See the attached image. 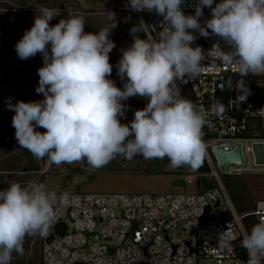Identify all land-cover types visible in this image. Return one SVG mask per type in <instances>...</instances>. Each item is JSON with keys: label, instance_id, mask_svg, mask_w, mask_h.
I'll list each match as a JSON object with an SVG mask.
<instances>
[{"label": "clouds", "instance_id": "obj_1", "mask_svg": "<svg viewBox=\"0 0 264 264\" xmlns=\"http://www.w3.org/2000/svg\"><path fill=\"white\" fill-rule=\"evenodd\" d=\"M184 0H128L133 11H148L163 17L167 26L158 39L141 38V25L130 29L131 45L122 49L118 75L123 88L111 76L110 39L116 22L98 32H85V18H61L45 8L24 32L15 50L22 60L40 53L44 64L38 69L40 101L9 104L15 115L12 127L21 148L36 159L47 157L57 166L86 161L93 169L107 166L117 157L132 161L167 158L172 168L199 169L206 157L203 128L208 112L180 93L177 81L187 83L201 74L202 61L214 58L227 64L241 77L264 75V0H198L195 14L186 15ZM212 16L201 23L203 8ZM114 15V14H113ZM210 30V32H209ZM193 31L207 38L222 39L230 48L214 43L207 53ZM50 45V51H49ZM245 101L243 81L237 82ZM143 97L147 104L134 112L133 120L121 123L130 97ZM219 100L211 112L224 115ZM43 128V133L37 131ZM82 182L74 178L73 183ZM74 199L67 191L52 190L45 183L13 181L0 189V264H11L12 254L23 255L27 236L48 235L57 210ZM230 240L223 237L220 247ZM247 264H264V220L256 223L241 240Z\"/></svg>", "mask_w": 264, "mask_h": 264}, {"label": "built area", "instance_id": "obj_2", "mask_svg": "<svg viewBox=\"0 0 264 264\" xmlns=\"http://www.w3.org/2000/svg\"><path fill=\"white\" fill-rule=\"evenodd\" d=\"M198 0H184L182 9L186 15L195 14ZM123 1L122 9L127 17L135 15L143 21L141 11H133ZM212 16L209 7L203 8L201 23ZM160 33L166 29L160 16ZM148 39H158L143 22ZM210 32V30H209ZM196 36L193 47L199 45L205 53L214 43L224 50L229 46L219 37ZM201 74L188 80L186 85L192 101L208 112L203 128V139L207 145L205 163L208 176L213 178L215 188L205 192L167 193H110L67 191L74 199L57 210V218L40 240L41 264H247L237 256L241 240L248 234L242 219L254 215L257 223L264 220V201H258L253 211L238 214L221 181V174L211 153L213 146L221 151L232 150L241 144L242 164L229 163L225 173L229 175L264 174V164H256L252 152L254 142L264 138L247 136L258 127L264 131V105L248 99L239 101L241 92L237 82L243 81L246 95L251 89L249 78L264 79V75L241 77L227 65L214 58L201 62ZM219 100L225 105L224 115L211 112V106ZM167 168H172L167 165ZM176 169V168H175ZM187 171V170H186ZM183 181L193 185L196 174L187 171ZM212 193L218 204L210 198ZM209 208L208 212L205 210ZM227 211L228 220L219 221L217 215ZM215 215V219H201ZM155 229V230H154ZM95 233L86 239L84 233ZM131 232V237L128 233ZM230 240L227 247H220L221 235ZM86 245V247H85ZM105 246L113 249L107 253Z\"/></svg>", "mask_w": 264, "mask_h": 264}, {"label": "rangeland", "instance_id": "obj_3", "mask_svg": "<svg viewBox=\"0 0 264 264\" xmlns=\"http://www.w3.org/2000/svg\"><path fill=\"white\" fill-rule=\"evenodd\" d=\"M124 0H0V45L5 49V63L0 64V168L2 162L9 157L24 159L22 170L9 174L2 173L1 186L2 189L7 188L13 181L20 182L23 185L28 181L38 182V177L44 172V183L49 189L58 190L63 185L62 176L70 175L73 178H80L81 181L89 175L97 173V169L90 167L86 161L77 163H63L59 166L52 163L47 157L36 159L29 151L23 149L18 144L15 138V129L12 127V118L15 115L13 110H10L9 104L14 105L17 101H40L43 100V94H38L36 88L39 84V77L28 83L26 87L15 88L12 82L14 67L25 62L18 57L15 45L22 38L24 32L30 29L34 23V19L41 15L45 8L52 9L58 13L61 18L71 16H83L85 18V31L98 32L102 28L108 27L116 22V27L111 29L110 39L114 41L115 47L110 52L109 62L115 67L118 72L117 64L122 56V52L117 47L120 42L119 34L124 35V26L126 25V11L121 7ZM220 0H214V5ZM27 13V14H26ZM25 14V16H24ZM114 14V15H113ZM49 22L50 25L56 23ZM11 40L5 39L3 36H9ZM121 35V36H122ZM126 35V34H125ZM126 38V36H124ZM9 39V38H8ZM6 47V48H5ZM50 51V45H49ZM42 58V66L44 64L42 54H36ZM259 83H264V79L258 80ZM134 97H130L123 103L127 105V110L124 117H121V122L130 123L129 108L132 106ZM37 131H46L43 128H37ZM34 159L40 170L35 171L28 169L31 166L30 161ZM137 161L142 157L137 156ZM115 161H123L122 157H117ZM113 160V161H114ZM109 165V164H108ZM143 165H139L142 168ZM75 170V171H74ZM74 172H79L78 175ZM76 172V173H77ZM187 173L178 174L173 169L167 173L148 175L144 173H100L95 175L94 180L85 183L81 186L80 191L85 192H110V193H167V192H193L192 185L180 186V181L184 179ZM240 177L246 182L250 194L255 202L264 201V174H246ZM80 183H68L66 188L80 185ZM29 248L28 256L31 258L33 254H39V247L36 243ZM32 242V241H31ZM13 260L11 261L12 264ZM35 264H37L35 262Z\"/></svg>", "mask_w": 264, "mask_h": 264}, {"label": "trees", "instance_id": "obj_4", "mask_svg": "<svg viewBox=\"0 0 264 264\" xmlns=\"http://www.w3.org/2000/svg\"><path fill=\"white\" fill-rule=\"evenodd\" d=\"M27 14V13H26ZM143 22L147 27H150L151 24L156 20V14L154 12H148V11H141ZM25 16V14H24ZM61 19V16H55L52 19V22L58 23ZM51 22V23H52ZM126 25L124 26V35L119 34L120 42L117 44L118 49L120 52H122V49L128 48L131 43L133 42V36L130 34V29L134 25H141V22L138 20V18L135 15H131L126 20ZM87 32V31H85ZM126 34V35H125ZM122 35V36H121ZM137 35H140L141 38L148 39L144 29L140 33H137ZM126 36V38L124 37ZM7 40H11V33L9 36H3ZM9 38V39H8ZM6 48V47H5ZM6 55H5V49L0 45V64L5 63ZM42 58L37 57L36 55L34 57H30L28 59H25V62L21 65H16L14 67L13 72V78L12 82L14 83L15 88H23L28 85L29 82L32 80L37 79L38 76V69L42 67ZM109 79H112L116 86L119 88H123L124 81L121 80L120 76L118 75V72L115 70V67L113 66V71L111 73V76L108 77ZM249 83L251 84V89L249 93L248 99L251 100L254 103H258L261 105H264V83H259L258 78H249ZM177 86L180 89V93L182 96L191 99V93L187 88L186 83H181L180 81H177ZM147 99L139 96H135L133 98L132 106L129 108V112L131 115L130 121L134 118V112L137 109H142L147 104ZM123 124H126V122H121ZM247 136H258L261 138H264V131H260L257 128L252 129L250 132L246 133ZM24 159L9 157L7 160L2 162V169L5 172L13 173L18 172L22 170V163ZM31 166L28 169H32L35 171H39L40 168L37 166L36 162H34V159L30 161ZM169 164V161L167 158L164 159H150L145 160L142 158L139 161L136 159H133L132 161H127L123 159V161H112L109 163V165L97 169V173L95 174H89L87 175L82 183L80 185H76L73 188L70 187L66 188L70 183L74 180V178L70 175H64L62 176L63 179V185L58 189V191H65V190H73V191H80L81 186H83L85 183H88L92 180H94L95 175H98L100 173H107V172H114V173H144L148 175H154V174H163L170 171V169L176 171L178 174L188 173L187 171H177L174 168H167V165ZM139 165H143L142 168H139ZM75 171V170H74ZM74 174L78 175L79 172H74ZM191 172L196 174L194 184L192 187L194 188L195 192H205L208 190H212L215 188V183L213 178L209 177L208 174V168L206 166L205 160L202 164V166L197 170H192ZM44 172L41 173V175L38 177V182L44 183ZM221 181L223 183L224 188L226 189L229 198L231 200V203L233 207L235 208V211L238 214H245L249 213L254 210L255 208V200L252 198L249 188L246 184V182L243 180L242 177L237 175H229V174H223L220 176ZM180 186L185 187L186 184L183 180L180 181ZM2 189V187H0ZM219 221L224 222L225 220H228L230 218V215L227 211H221L217 215ZM243 226L248 234H250L252 227L257 223L256 217L254 215H246L242 219ZM35 236H27L23 243L24 253L23 255H18L15 252L12 254V264H41L40 261V255L39 254H33V257L28 256V251L31 246L35 243ZM38 238H36V243L39 247L40 252V240L39 235L37 234ZM32 241V242H31ZM237 256L242 259L244 262L247 263L248 260V254L246 250L243 247H240L236 250Z\"/></svg>", "mask_w": 264, "mask_h": 264}, {"label": "water", "instance_id": "obj_5", "mask_svg": "<svg viewBox=\"0 0 264 264\" xmlns=\"http://www.w3.org/2000/svg\"><path fill=\"white\" fill-rule=\"evenodd\" d=\"M159 21H160V16L156 14V20L151 24L150 29L152 32L159 37L160 35V29L161 27L159 26ZM252 152L254 156V162L256 164H264V142H254L252 144ZM211 153L215 159L216 166L221 174L225 173V166L229 163H234V164H242L243 163V156L241 152V144L238 142L236 143L235 147L228 151L224 152L221 151L218 147L213 146L211 148ZM177 171H191L190 168L188 167H182V168H176ZM210 198L215 202V205L218 204V198L213 195L212 193L209 194ZM209 208L205 210V212H208ZM215 219L214 214H210L209 216L201 219V222L208 221V220H213ZM155 230V229H154ZM86 239H88L89 236L95 235L98 239V236L93 233H84ZM128 237H131V232L128 233ZM86 247V245H85ZM107 253H112L113 249H110L109 247L105 246L104 247Z\"/></svg>", "mask_w": 264, "mask_h": 264}, {"label": "flooded vegetation", "instance_id": "obj_6", "mask_svg": "<svg viewBox=\"0 0 264 264\" xmlns=\"http://www.w3.org/2000/svg\"><path fill=\"white\" fill-rule=\"evenodd\" d=\"M0 170L3 171L2 173H4V174H9L8 172H5L2 168H0ZM1 181H2V180H1V176H0V187H2V186H1V183H2V182H1Z\"/></svg>", "mask_w": 264, "mask_h": 264}]
</instances>
